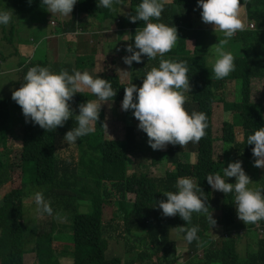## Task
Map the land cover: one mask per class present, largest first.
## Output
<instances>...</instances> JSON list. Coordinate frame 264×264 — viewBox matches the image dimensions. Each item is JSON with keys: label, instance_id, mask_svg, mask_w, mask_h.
Segmentation results:
<instances>
[{"label": "trees", "instance_id": "16d2710c", "mask_svg": "<svg viewBox=\"0 0 264 264\" xmlns=\"http://www.w3.org/2000/svg\"><path fill=\"white\" fill-rule=\"evenodd\" d=\"M140 2L141 0H125L126 5H117L115 10H108L98 7L97 0H78L69 21H57L52 26L45 16L42 0H33L31 3L29 0H5L8 5L4 10L13 15L8 25H0V41L4 40L6 45H13L17 25L25 18H30L41 25L40 27L52 26L51 30L61 39L74 36L73 32L79 25L78 16L86 14L91 18V32L96 33L106 23L105 20L110 19L126 30L121 36L128 41L123 42L134 45V35L138 28L144 27V23H132L130 16L136 14L135 8ZM240 2L244 5V0ZM197 5L198 0H168L161 21L175 25L179 36L175 47L165 54V58L188 62L191 93L188 94L185 107L189 111L205 112L208 118L206 135L198 143L189 142L187 146L169 144L165 149L153 150L148 144L147 134L140 133L138 126L129 125L124 119L118 122V118L112 117L110 112L113 110L115 113V108L102 106L95 131L74 143L75 148L80 149L78 156L75 157L71 151L62 154L57 146L68 144L64 137L76 126L75 115L79 114V105L88 100H97L89 89L74 96L70 101L75 112L73 118L52 132L32 122H26L22 108L12 96H0V105L3 106L0 109V186L12 183L10 181L14 178L21 181L20 187L12 185L13 188L1 193L0 208L2 207L5 214L1 223L3 231L0 235V264H22V254L33 250L37 254H46V258L52 262V255L55 253L53 247L57 251L64 250L60 246L63 243L54 242L49 233L37 235L35 220L28 218V223L24 221V215L27 214L24 198L28 191L33 190V185L45 186L47 192L52 193V208L57 204L63 215L69 218L73 231L72 241L70 240L65 253L75 257L74 264H124L120 254L109 253L106 257V250L109 251V231L103 221L105 202V207L119 206L118 212L125 224L124 232L120 234L129 236L135 247L142 251V257L150 254L153 259L154 255L162 253L158 259L154 258V264H160L162 256L166 261L171 257L178 264V245L170 238L169 232L176 229L181 233L179 227L191 228L194 225L199 226V239L188 243L183 238L184 243L179 245H184L187 249L189 246L202 249L203 255L199 257L198 251L192 249L195 253L190 254L191 258L185 264H264V235L249 242L254 246V251H247L245 255H241L237 249L236 240L240 237L237 233L223 237L222 246L212 249L208 246L215 244L216 240L209 236L208 231L211 229L212 235L213 227L205 223L207 220L202 214L194 213L191 224L186 225L187 222L179 215L166 217L158 207L159 201L167 199L162 192L176 191L177 179L189 176L195 179L207 195L208 211L213 212V218L218 220L217 224L231 229H241L244 226L245 235L250 238V231L258 234L264 229V220L255 224L242 223L237 216L233 194L227 196L223 192L214 191L206 178L209 174H222L223 166L228 160L225 150L227 145H230L229 151L232 150L235 157L237 156L235 161L249 164L254 160V145H247V137L256 128L264 127V0H250L244 5L245 29L237 32L224 46L226 51H231L234 55L236 68L221 80H217L212 73L214 62L209 57H215L212 53L213 41L218 45L223 34L200 24L202 9ZM96 20L100 26L96 24ZM71 38L64 39V43H71ZM27 41L33 42L30 39ZM34 52L35 50L33 54ZM0 55H4L1 46ZM26 58L17 62L18 65H23L19 71V88L31 67L48 66L47 61L40 60L37 54L27 62ZM158 63L159 57L149 61L145 55L141 63L134 62L130 71L125 72L119 69L115 59H105L104 69L99 76L110 80L117 91L116 96L109 102H122L125 87L132 83L141 87L145 73L158 66ZM134 66L136 67L133 68ZM77 70L83 72V66L78 65ZM229 80H233L235 86L232 100H228L222 92ZM254 81L260 84L255 96L252 94ZM217 101L223 104L224 115L220 128L222 133L214 137L212 113L213 104ZM13 127H17L16 131L22 136L20 147H13L9 142L10 135L7 130H14ZM221 144L225 148L219 153L216 146ZM192 152L196 153L195 162L187 159ZM146 157L151 158L153 165L170 164L173 169H166L161 175L152 174L149 172L150 164L146 163ZM136 166L142 170L136 169ZM158 168L161 170L159 165ZM256 168L253 165L252 169ZM108 185L111 186L110 189ZM101 187H106L104 192ZM83 199L91 200V212L79 210L77 202ZM37 219L43 222L45 216ZM132 230H142L146 234L138 238L131 235ZM32 241L35 246L27 248L25 245Z\"/></svg>", "mask_w": 264, "mask_h": 264}, {"label": "clouds", "instance_id": "9594fccd", "mask_svg": "<svg viewBox=\"0 0 264 264\" xmlns=\"http://www.w3.org/2000/svg\"><path fill=\"white\" fill-rule=\"evenodd\" d=\"M31 2L33 0H29ZM77 2L42 0V6L55 19L63 21L71 17ZM249 2L244 0V5ZM97 3L98 7L108 10H115L117 5H126L125 0H97ZM165 3L166 0H141L130 21H143L144 27L137 29L134 45L129 44L125 49L130 55L123 57L124 63L129 66L133 62L141 63L145 55L149 61L159 57L158 66L145 73L141 87L134 83L125 87L121 104L123 111L134 110L133 115L139 121L138 128L147 134L148 144L153 150H161L168 144L185 146L189 142L198 143L206 135L208 127L205 112L189 111L185 107L188 94L191 93L188 62L165 58L179 38L175 25L161 21ZM197 6L202 9V21L213 24L214 30L223 34V39L216 45L218 58L211 71L217 80L224 79L236 68L234 55L226 51L224 46L237 32L245 29L241 18V9L245 6H241L240 0H198ZM12 15L8 10L0 9V25H8ZM55 19L49 20L50 24L55 25ZM106 31L110 32L112 28L106 25ZM77 32L75 30L73 33ZM85 89H89L97 100H88L79 105V114L75 115L76 126L64 137L65 142L71 145L95 131L102 105L113 100L117 94L110 80L90 74L87 70L53 72L48 67L36 65L27 71L22 86L13 92L12 99L22 108L26 122L52 132L73 118L75 112L70 101ZM247 145H254V166L264 168V127L256 128L247 137ZM242 165L243 161L240 160L231 162L223 168L222 174L217 172L206 178L214 191L227 196L234 195L237 216L241 221L246 225L255 224L264 220V188L251 186L253 182ZM232 177H235V183L227 182ZM175 189L162 192L167 199L159 201L158 207L164 216L179 215L188 225L194 213L202 214L211 227L217 225L218 220L213 218V212L209 213L206 205L208 197L194 178L179 177ZM33 199L34 212L38 218L53 215L54 209L42 193L36 192ZM179 230L188 243L199 239L198 225L179 227ZM178 264H183V260L178 261Z\"/></svg>", "mask_w": 264, "mask_h": 264}, {"label": "rangeland", "instance_id": "374dc122", "mask_svg": "<svg viewBox=\"0 0 264 264\" xmlns=\"http://www.w3.org/2000/svg\"><path fill=\"white\" fill-rule=\"evenodd\" d=\"M11 1V0H9ZM168 1V0H166ZM5 4V0H0V7L3 6ZM241 6H244L241 4ZM125 7V6H124ZM123 11V8H120ZM50 20H54L55 18L53 17V15L49 12L46 11V15ZM241 18H242V22L244 21V19L246 18V13H245V7H243L241 9ZM56 23H57V19ZM68 20V18L66 19ZM80 20L86 22L89 21L91 22V18L84 16L82 17ZM98 20H96V24ZM106 23H113L112 20H105ZM199 22L202 26H208L210 28L214 29V25L213 24H206L202 21V16L199 19ZM114 24V23H113ZM91 25V24H90ZM99 25V24H98ZM100 26V25H99ZM52 29V26H48L47 28H43L42 30L46 31V33H48V30ZM32 27L30 26V22L29 21H25V19H21V21L18 23L17 25V30L14 34V44H19V46H24V45H28L29 42L27 41L28 39H30V41H33L36 45L40 43V45H44V39H39L37 38L36 35H34V32L32 31ZM116 30V29H113ZM110 31V32H105L104 35V40L109 41L111 39L114 38V31ZM88 31V30H87ZM121 31H125L122 30ZM89 32V31H88ZM91 34V32H89ZM87 33V34H89ZM87 34H83L84 36ZM92 34H95L92 32ZM120 34V33H118ZM2 35V31L0 29V36ZM43 36V35H41ZM45 37H47V35H45ZM44 38V37H43ZM120 38L122 39V41L124 40L123 36H120ZM56 39H61L60 36H55L52 37V39L49 42V49L51 50V54L49 55V65L48 68L53 71V72H59L61 70H68L70 73L72 72V69H74L75 66L81 65L83 67H87V60L83 58L81 51L78 52V50L76 48H72L74 44H71V50H69V47L67 46L66 48H61L62 45H59V40ZM41 40V41H40ZM2 41H0V46H1ZM33 43V44H34ZM112 41L110 42V44L108 45V52L111 51V46H112ZM214 44V48L212 50V53L214 54L215 57H209V60L215 63V60L218 58V53L216 51V41H213ZM59 45V46H58ZM20 50H27L25 48H20ZM40 52V51H39ZM33 56L29 55L28 58H26L25 62H27L29 59H31ZM91 61H89L90 63ZM5 63V62H4ZM92 67H88L93 69L94 67V62L92 64ZM134 65V62L131 66L128 67V65L126 64V66H124V71L128 72V69L132 68V66ZM136 66H134L133 68H135ZM22 66H18L17 64H11L9 67H0V96H12L13 92L15 90L19 89V85H18V81L21 80V77L19 75V71L21 70ZM104 69L103 66H101L99 68V70ZM90 74H94L93 72H91L92 70L90 69H86ZM85 71V70H84ZM135 72H137V69L135 70ZM233 80H229L226 84V87L223 89V93L225 94L226 98L232 99L233 98V94L230 92V90L233 87ZM260 89V84L257 81H254L253 83V90H252V94L255 96L257 94V91ZM235 93V91L233 92ZM1 104V103H0ZM121 104L122 102H114L113 106L116 110V112L114 113L113 110H111V114L112 117H116L118 118V122H122V119H124L129 125H134V126H138L139 121L134 117L133 112L134 110H129V111H123L121 108ZM3 106L0 105V109ZM224 115V109H223V104L221 105L220 101H217L213 104V113H212V130H213V136L217 137L219 135H221V123H222V118ZM14 130H7L8 134L10 135V139L9 142L13 147H20L21 143H22V136L19 134L18 131H16L17 127H13ZM140 133H143L142 130L139 129ZM239 134V133H238ZM169 145V144H168ZM167 145V146H168ZM166 146V147H167ZM187 146V145H186ZM229 146L227 145L225 150L227 153V158L228 160H226V165L223 166V168L227 167L229 163L234 162L236 160V157L234 155V152L231 150L229 151ZM165 147V148H166ZM60 148L61 149V153L62 154H68L67 152L71 151L74 153L75 157L78 156V154L80 153V149H76L74 144H62L61 146H57V149ZM163 148V149H165ZM216 151L220 153V151L222 152L223 147L220 148V146H216ZM220 149V150H219ZM187 159L190 160L191 162H195L196 161V153L192 152L191 154H189V157L187 156ZM136 160H139L138 158ZM146 163L150 164L149 166V172H151L152 174H163L165 172L166 169H168L169 171L171 169H173L170 164H166L165 166L163 165V163H158L157 165H153L151 164V158L146 157ZM252 164V165H249ZM243 163V168L246 171V174L250 176L253 184L251 185L254 188H264V168H256L255 170H253V165H254V160L252 159V161H250V163ZM158 165L161 167V170L158 168ZM248 167H250V170L248 169ZM136 169L142 170L141 167H137ZM12 183L9 184V182L7 184H5L4 186H0V199L2 197V192H6L9 189L13 188V186L20 187L21 186V181L17 178H14V180L10 181ZM229 183H235V177L229 178L228 181ZM34 187L33 190L28 191L25 198H24V205H25V209H26V213L24 215V221L25 223H28L29 220L28 218H31L32 221L35 220V229H36V233L37 235H40L41 233H49L51 235V239H53L54 242H60L63 244H60L61 247H64V250H56L54 247V254L52 255V262L51 260H49V258H46V254H37L34 250L33 251H28L22 254L21 257V261L22 264H74V256L68 253H65V250L67 246L70 245V240H71V235H72V225L71 222L69 220V218L65 217L61 211V209L58 207L57 204L53 205V209L54 213L51 216L48 215H44L45 219L43 222H40L37 219V216L34 212L35 209V204H34V195L36 192H40L42 193L43 197L45 200L47 201H52L51 200V195L52 193L47 192L46 187L45 186H40V185H36V186H32ZM106 188V187H105ZM104 187H101L102 192L105 191ZM108 188L110 189L111 186L108 185ZM103 197V196H102ZM130 198H132V196H129ZM105 198V197H103ZM116 199V197H111ZM233 200H234V195H233ZM79 204V210L82 212H91L92 210V202L90 199H86L83 201L78 200L77 202ZM107 202L104 203V212H103V221H104V226H106L108 228L107 231H109V233L107 234V240H108V244H109V251L106 250V257L107 255H109V253L111 254H120L122 256L123 262L124 264L127 262L129 264H147V263H151L154 264L155 260L154 258H157L158 256H161L162 253H160L159 255H154V258H152L153 255H148L147 257L144 256L142 257V251L139 250L138 248L135 247L133 241L129 238V236L127 234H120L123 233V229L125 228V224L124 222L121 220L122 218H120V213L118 212L120 209L117 207H113V206H106ZM62 213V214H61ZM5 214V212L2 210V207L0 208V235L1 232L3 231V227H2V218L3 215ZM242 223H244L243 221H241ZM205 223H208V221H206ZM211 230V229H210ZM210 230L208 231V234L210 237H214V239L216 240V243L213 245H210L208 247L212 248V249H219L222 246V239L223 237H228V236H233L234 234H239L240 237L236 240V245H237V249L239 251V253L241 255H245V253L247 251H254V246L250 245L251 243H249L251 240L257 239L260 235H264V229L260 230L258 232V234H253L251 231L249 232V236L247 237V235H245L244 232V226H242L241 229H238L237 227H234L233 229L228 228L227 226H221L219 224H217L214 228H213V236L210 234ZM136 231H131V235L132 236H136L138 238H140L141 236L145 235L146 233L143 232L142 230H140V232H136ZM183 235L182 233H179L178 230L175 229L174 230H170L169 232V236L171 239H173L175 241V243L178 245L176 251L178 252V261L183 260V264H185L190 258V254H194V251H191L192 249H194L195 251H198V256L202 257L203 255V250L202 249H197L196 247H191L189 246L188 249L186 246L184 245H179L181 243H184V239H183ZM177 239V240H176ZM72 241V240H71ZM148 243L150 244V241L148 240ZM249 243V244H248ZM257 244V242H255ZM151 245V244H150ZM27 248L31 249L35 246V242L32 241L28 244L25 245ZM141 247V246H140ZM247 247H249V249L247 250ZM181 248V249H180ZM206 248H204L205 250ZM168 255V254H167ZM190 256V257H189ZM158 259V258H157ZM2 259L0 258V261ZM173 262L171 260V257L166 261V259L164 258V256L161 257L160 260V264H168ZM91 264V263H88ZM171 264H177L175 262L171 263Z\"/></svg>", "mask_w": 264, "mask_h": 264}, {"label": "crops", "instance_id": "0c3cea01", "mask_svg": "<svg viewBox=\"0 0 264 264\" xmlns=\"http://www.w3.org/2000/svg\"><path fill=\"white\" fill-rule=\"evenodd\" d=\"M7 5L8 4H4L3 6L0 7V9H5ZM72 14H73V12L70 14L71 17L68 18V20L64 19L63 21H60V22L69 21L72 18ZM84 16H87V15L83 14L81 16H78V24L79 25H78V28L77 27L75 28L78 30V32L76 34H74V36H68L66 38L64 37L63 39H56V40H59V45H62L61 48H66L68 46L69 50H71L70 49L71 44H74L76 42L72 48H76L78 50V52L81 51L83 58L87 60V67H83V71L86 69H90V70H92L91 72H93L96 75H99L101 72V70H99V68L101 66H103V61L107 58L115 59L116 63L118 64L119 69L124 71V66H126V64L124 63L123 57L128 55V53L126 52L125 49L127 48V46L129 44H126L125 42L120 40V36L124 33V31H121V29L122 30H125V29L117 26L115 22H113L114 24L113 23H111V24L105 23L101 29L97 30L95 34H92V32L89 30L90 22L89 21L84 22V21L80 20ZM25 21L30 22V26L33 29L32 31L34 32V35H36L38 39H39V37H40V39H44V41H45L44 45H40V43L36 45L34 42H32L34 44L29 43L28 45H24V46H19V44L16 45L14 43H13V45H10V44L6 45L4 40H2L1 51L3 52L4 55H0V67L4 66L7 68L12 63L15 65V64H17V62L24 60L26 57H29V55L34 56V54H37L38 58L40 60L42 59V61H47V65H49V55L51 54V50L49 49L48 45H49V42L52 39V37L58 36L57 33L56 32L54 33L50 28H49L50 30H48V33H46V31H44L42 29L47 28L48 25H44V27H40L41 25H39L38 23H35L30 18H25ZM57 21H59V20H57ZM106 25L110 26L112 28V30L116 29V30H113L114 35H115L114 38L109 40V41H106L103 38L105 35ZM52 29H53V27H52ZM87 30L89 32H91V34ZM87 33H89V34H87ZM118 33H120V34H118ZM125 33H126V30H125ZM83 34H87V35L84 36ZM41 35H43V36H41ZM45 35H47V37H45ZM69 37H72L71 43H67V42L64 43V39L68 40ZM111 41L113 42L112 46H111L112 49L110 52H108L107 51L108 45L110 44ZM20 48H25L27 50H20ZM33 50H35L34 54H33ZM14 51H16V52L18 51L19 54L15 53ZM19 55H21V56H19ZM89 61H91V62L89 63ZM93 62H94L93 69L88 68V67L93 66L92 65ZM18 66L20 67L23 65H18ZM128 67H129V65H128ZM74 69H77V66H75ZM129 71H130V69H128V72ZM234 90H235V86L233 83V87L230 90V92L232 94H234L233 93ZM227 99L229 100V98H227ZM102 106H113V103L108 102ZM222 147L224 150L225 147L221 144L220 148H222Z\"/></svg>", "mask_w": 264, "mask_h": 264}]
</instances>
